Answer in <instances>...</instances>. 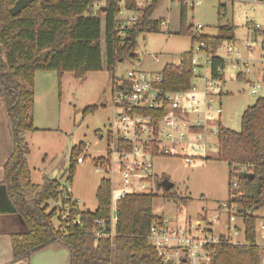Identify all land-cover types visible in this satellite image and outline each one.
I'll return each mask as SVG.
<instances>
[{
	"label": "trees",
	"instance_id": "obj_1",
	"mask_svg": "<svg viewBox=\"0 0 264 264\" xmlns=\"http://www.w3.org/2000/svg\"><path fill=\"white\" fill-rule=\"evenodd\" d=\"M15 1L0 0V101L9 121L12 142L11 152L2 166L1 183L26 225V231L10 235L13 261L27 258L32 252L57 242L69 250V264H170L163 262L148 242L150 227L164 223L162 217L154 215L152 202L159 190L163 198L179 202V208L190 199L176 193L175 186L163 190L159 184L167 177L154 176L155 192L126 194L118 200L114 237L96 240L93 222L106 219L110 212L109 179L99 180L94 210L74 211L80 216V225L63 224L59 219L61 208L66 204L76 206V203L71 202L68 192H62L55 178H44L41 184L31 182L27 163L29 147L23 139L24 132L36 130L29 113L34 73L51 70L61 76L71 72L76 79L83 80L87 73L105 67L112 85L117 64L136 60L139 35L158 32L161 19L152 18V15L162 0L146 4L143 15L122 36L114 27L112 0L104 1V10L94 9L101 0H31L17 15H11L9 9ZM224 9V5H217L218 18ZM186 13L187 9L180 6L178 34L189 37L191 47L180 55L178 64H165L158 72L163 91L190 87L193 77L190 59L195 42H203L206 48L213 50L222 41L234 40L231 24L218 25L214 36L194 34ZM219 64L218 58L212 57L213 77ZM236 78L243 76L238 74ZM96 109L91 106L83 112ZM83 147L79 144L70 151L68 182L72 181L76 159ZM216 151L217 160L228 168L227 195L230 180L236 177L234 171L246 169L253 177L249 180L238 178L243 193L232 200L243 218L244 242L217 244L212 264H258L254 212L263 205L264 96L243 111L239 131L219 125ZM92 160L95 164L103 158ZM58 199L61 205L48 210V201ZM53 217H57V225L52 223Z\"/></svg>",
	"mask_w": 264,
	"mask_h": 264
},
{
	"label": "rangeland",
	"instance_id": "obj_2",
	"mask_svg": "<svg viewBox=\"0 0 264 264\" xmlns=\"http://www.w3.org/2000/svg\"><path fill=\"white\" fill-rule=\"evenodd\" d=\"M218 2L223 1L201 0L193 9H187V21L193 27L202 26L201 32L210 36L216 34L218 25L231 24L233 27L232 34L240 50V58L248 63L250 70L244 73L242 79H238L235 77L238 70L226 64L223 80L214 82L213 106L221 108V126L239 131L243 111L252 106L257 98L264 96L263 90L252 94L250 85L260 77L257 69L262 54L260 44L264 42V2H226L223 15L219 18ZM179 11V5L170 0L160 3L152 18L165 20V24L159 26L157 33L139 35L136 60L119 62L115 67V78L125 77L126 72L132 68L155 74L165 64L180 62V55L191 47V40L178 34ZM255 25L258 26L256 32L253 27ZM251 40L256 41L257 48L246 51L243 46ZM196 46L193 44V49ZM223 50L224 47L220 54ZM199 74V78L193 79L197 89L203 88L210 81L207 63L200 69ZM91 106H96L97 109L83 112ZM113 107L111 85L105 67L101 71L87 73L83 80L76 79L71 72L59 76L56 71H36L33 76V101L29 108L36 130L23 133V139L29 147L27 162L33 181H40L39 172H56L55 179L62 192L66 191L76 199L79 208L94 210L97 205L96 188L105 174L96 170L92 159L105 156L108 144L106 130L115 113ZM98 134L102 135L99 140ZM210 139L215 150L210 152L207 159L196 157L193 162L186 163L181 157L152 158V174L167 177L174 183L176 193L190 199L185 206L180 205L179 208V202L167 200L162 197L161 190L157 191L152 202L153 213L162 217L168 227L202 221L203 214L207 220L214 214H219V222L214 224V232L224 230L221 222L224 223L226 215L219 213L217 207L227 198L229 173L227 165L217 160L215 137L211 135L208 140ZM79 144L87 145L80 152L84 161L75 163L72 181L68 182L70 151ZM0 148L3 150L0 153L6 159L11 151V132L1 101ZM3 161L0 160L1 163ZM111 188L113 194L119 190L117 178ZM48 205V210L59 207L60 199L50 200ZM263 210L259 209L254 214L258 215ZM52 223L58 224L57 217H53Z\"/></svg>",
	"mask_w": 264,
	"mask_h": 264
},
{
	"label": "built area",
	"instance_id": "obj_3",
	"mask_svg": "<svg viewBox=\"0 0 264 264\" xmlns=\"http://www.w3.org/2000/svg\"><path fill=\"white\" fill-rule=\"evenodd\" d=\"M105 0L94 5V9L105 6ZM151 0H112L114 9V27L120 36L129 31L143 15V9ZM163 1V0H162ZM186 9H193L201 0H170ZM220 1V0H218ZM217 5L226 2H264V0H222ZM96 10H94L95 14ZM165 24V20H161ZM256 32L258 26L255 25ZM202 26L193 27V33L202 35ZM193 34V35H194ZM205 35V34H203ZM197 46L191 51V70L193 77L187 90L163 91L160 87L161 75L148 73L139 68H132L125 77L115 78L111 85V96L114 105V115L109 121L106 138L107 146L103 161L95 163L97 171L105 174L110 182V212L106 219H95L93 236L96 240L114 237L116 223V204L126 194H141L155 192L152 158L156 156L181 157L184 162L191 163L194 158H209L214 151L211 135L216 139L220 124L221 108L213 106L215 83L223 80L226 64L237 69L244 77L249 65L240 58V50L235 39L222 41L212 50L206 48L203 42H195ZM193 46V45H192ZM224 47L223 52L220 51ZM243 48L253 51L257 48L255 40L248 41ZM260 55L257 74L259 79L252 81L251 93L264 91V42L260 44ZM212 57L218 58L220 64L215 68L216 76L211 73ZM156 60V58L154 59ZM209 66L210 81L197 89L193 83L195 77H200L203 65ZM244 70V71H243ZM222 76V78H220ZM219 95V94H218ZM84 145L83 149H86ZM79 156L76 163H82ZM246 169H243L245 171ZM117 178L118 188L113 194ZM230 191L225 201L217 207L219 213L226 215L224 230L215 233L214 224L219 222V214H214L209 220L206 215L202 221L177 227L153 224L149 229L148 242L155 249L157 256L170 264H212L215 247L221 242L241 244L244 242V222L232 200L241 195L238 178L230 180ZM68 190V189H67ZM231 200V201H230ZM76 206L66 204L59 212L63 224L80 225V216L75 213L79 208L77 201L71 198ZM263 205L259 209H264ZM257 209V210H259ZM256 210V211H257ZM256 215V214H255ZM256 244L259 248V262L264 264V210L256 215Z\"/></svg>",
	"mask_w": 264,
	"mask_h": 264
},
{
	"label": "crops",
	"instance_id": "obj_4",
	"mask_svg": "<svg viewBox=\"0 0 264 264\" xmlns=\"http://www.w3.org/2000/svg\"><path fill=\"white\" fill-rule=\"evenodd\" d=\"M11 146H12V142H11ZM2 151H3L2 148H0V152ZM2 154L3 153H0L1 161L5 159V156H3ZM6 159L2 163L0 162V184H2L1 181L3 177L2 166L6 161ZM39 173L41 174L38 177L40 181L38 180L39 182H35L32 179V174L30 170L31 182L36 184H41L44 178L50 176H53L55 178L56 175V172H54L53 174H50V172L46 174L42 172ZM19 216L20 215L16 211L0 213V264H69L70 261L69 250L57 242H54L40 250L32 252L27 258L13 261L10 235L13 233L26 231V225L23 222L21 216L20 217Z\"/></svg>",
	"mask_w": 264,
	"mask_h": 264
},
{
	"label": "water",
	"instance_id": "obj_5",
	"mask_svg": "<svg viewBox=\"0 0 264 264\" xmlns=\"http://www.w3.org/2000/svg\"><path fill=\"white\" fill-rule=\"evenodd\" d=\"M31 0H16L14 5L9 9V12L11 15H17L25 6H27ZM104 10V8H101ZM102 135L98 134V140L101 139ZM54 173V172H53ZM52 173V174H53ZM233 174L240 179H251L253 177V174L248 171L243 170H236L233 172ZM48 179H53V176L47 177ZM159 186L163 190H169L174 186V183H172L168 178H164ZM16 208L14 207L12 201L10 200L6 187L4 184H0V213H7V212H15Z\"/></svg>",
	"mask_w": 264,
	"mask_h": 264
}]
</instances>
